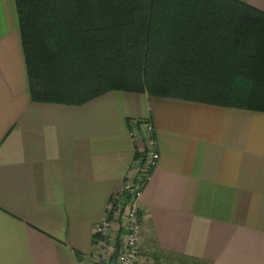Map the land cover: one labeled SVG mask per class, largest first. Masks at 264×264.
Instances as JSON below:
<instances>
[{
	"label": "crops",
	"instance_id": "crops-1",
	"mask_svg": "<svg viewBox=\"0 0 264 264\" xmlns=\"http://www.w3.org/2000/svg\"><path fill=\"white\" fill-rule=\"evenodd\" d=\"M140 120L159 155L140 264H264V112L121 90L35 102L16 0H0V264L95 261V227L139 173Z\"/></svg>",
	"mask_w": 264,
	"mask_h": 264
},
{
	"label": "trees",
	"instance_id": "trees-1",
	"mask_svg": "<svg viewBox=\"0 0 264 264\" xmlns=\"http://www.w3.org/2000/svg\"><path fill=\"white\" fill-rule=\"evenodd\" d=\"M33 101L113 90L264 112V11L239 0H16Z\"/></svg>",
	"mask_w": 264,
	"mask_h": 264
},
{
	"label": "built area",
	"instance_id": "built-area-1",
	"mask_svg": "<svg viewBox=\"0 0 264 264\" xmlns=\"http://www.w3.org/2000/svg\"><path fill=\"white\" fill-rule=\"evenodd\" d=\"M131 126L130 135L133 140L144 143L146 156L142 162H145L146 169L143 173V169L139 168L140 177L137 179L129 173L121 189L111 200L107 216L95 227L97 261L90 264H111L113 247L117 249L113 258L114 264H140L143 216L139 209L142 187L159 155L155 151L153 125L146 120H140L132 122ZM147 169L149 170L144 177Z\"/></svg>",
	"mask_w": 264,
	"mask_h": 264
},
{
	"label": "rangeland",
	"instance_id": "rangeland-1",
	"mask_svg": "<svg viewBox=\"0 0 264 264\" xmlns=\"http://www.w3.org/2000/svg\"><path fill=\"white\" fill-rule=\"evenodd\" d=\"M142 156H143V159H144L145 156H146V151H145V150H144V153H143ZM143 159H142V160H143ZM140 167L143 169V173H144V169H146V168H145V162H144V163L141 162L140 165H139V168H140ZM148 170H149V169H147V171L145 172L144 177H146V173L148 172ZM138 177H140L139 174H138L137 177H135V178L137 179ZM139 212L141 213V207H140V209H139ZM119 232H120V231H119ZM141 246H142V244H141ZM112 251H113L112 255H113V258H114V257L116 256V252H117L116 247H113V250H112ZM113 258H111L112 260H110L111 263L113 262ZM95 261H97V256H95ZM95 261H93L92 263H94Z\"/></svg>",
	"mask_w": 264,
	"mask_h": 264
},
{
	"label": "water",
	"instance_id": "water-1",
	"mask_svg": "<svg viewBox=\"0 0 264 264\" xmlns=\"http://www.w3.org/2000/svg\"><path fill=\"white\" fill-rule=\"evenodd\" d=\"M111 264H114V261Z\"/></svg>",
	"mask_w": 264,
	"mask_h": 264
}]
</instances>
